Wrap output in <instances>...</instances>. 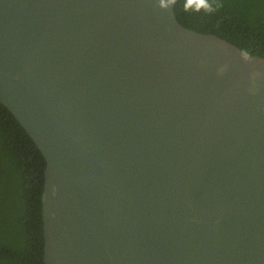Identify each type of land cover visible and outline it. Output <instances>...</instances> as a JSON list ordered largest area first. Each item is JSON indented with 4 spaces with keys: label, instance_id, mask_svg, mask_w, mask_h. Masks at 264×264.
I'll use <instances>...</instances> for the list:
<instances>
[{
    "label": "water",
    "instance_id": "95a60500",
    "mask_svg": "<svg viewBox=\"0 0 264 264\" xmlns=\"http://www.w3.org/2000/svg\"><path fill=\"white\" fill-rule=\"evenodd\" d=\"M174 6L0 0V104L46 162L44 264H264V57Z\"/></svg>",
    "mask_w": 264,
    "mask_h": 264
},
{
    "label": "trees",
    "instance_id": "16d2710c",
    "mask_svg": "<svg viewBox=\"0 0 264 264\" xmlns=\"http://www.w3.org/2000/svg\"><path fill=\"white\" fill-rule=\"evenodd\" d=\"M174 13L183 26L213 33L264 57V0H223L215 13ZM46 162L23 127L0 104V264H44L41 192Z\"/></svg>",
    "mask_w": 264,
    "mask_h": 264
},
{
    "label": "clouds",
    "instance_id": "9594fccd",
    "mask_svg": "<svg viewBox=\"0 0 264 264\" xmlns=\"http://www.w3.org/2000/svg\"><path fill=\"white\" fill-rule=\"evenodd\" d=\"M176 0H158V6L162 9H167L171 5H175ZM223 7V0H185L183 4V9L185 11L195 10L196 12H200L203 10L204 13L212 14L215 13L218 9ZM241 57L245 61H250L252 59V55L248 50L241 51ZM226 65L221 66L218 69L220 74H223L226 71ZM252 87L249 89L250 92H256V75H252Z\"/></svg>",
    "mask_w": 264,
    "mask_h": 264
}]
</instances>
